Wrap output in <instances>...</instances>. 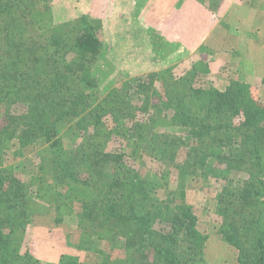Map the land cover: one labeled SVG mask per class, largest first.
I'll return each instance as SVG.
<instances>
[{
    "label": "trees",
    "instance_id": "1",
    "mask_svg": "<svg viewBox=\"0 0 264 264\" xmlns=\"http://www.w3.org/2000/svg\"><path fill=\"white\" fill-rule=\"evenodd\" d=\"M51 7L53 0H0V153L49 151L36 176L0 167V264H43L24 241L32 197L52 186L70 192L66 216L77 219L76 253L61 254L58 264H80L78 254L90 250L102 264H208V237L187 201L190 177L203 181V198L215 194L218 234L235 252L233 264H264V100L257 83L231 78L218 90L197 55L186 68L125 82L91 108L103 24L73 13L43 34L24 22L40 11L44 20ZM64 122L84 139L69 153L59 143ZM142 153L158 162L156 172L126 163ZM160 190L165 199L156 198ZM50 191V206L64 211Z\"/></svg>",
    "mask_w": 264,
    "mask_h": 264
},
{
    "label": "rangeland",
    "instance_id": "2",
    "mask_svg": "<svg viewBox=\"0 0 264 264\" xmlns=\"http://www.w3.org/2000/svg\"><path fill=\"white\" fill-rule=\"evenodd\" d=\"M202 1L204 2L185 1L186 6L178 9L179 13L175 14V10L178 11L177 8L182 5L178 3L176 7L172 6L174 8L170 14L162 16L160 15L162 6H159L156 0H53V7L50 13L45 12L44 20H42L41 11L33 12L34 16L30 15L32 18L26 15L23 20L26 24H30V27L35 25L38 29L40 28L42 31L37 30V32L43 34H50L52 28L56 26L55 23H60L65 18L67 20L72 18L73 13L76 16H88L96 23L102 22L103 27L99 29V35L105 49L96 64L99 87L95 90L97 96L90 104L91 108L125 82H133L150 73L163 71L173 66L178 69L186 68L190 65V60L197 58V55L202 56L210 67L215 80L214 88L224 90L231 78L245 80L248 83H257L260 88V97L264 100V78L254 77V70L247 65L246 60L239 53H249L245 41L248 33L245 30L250 32L253 29L251 24L255 12L259 20L256 24L264 23L261 21L264 19V0H257V2L249 0L250 8L242 5L240 0H233L234 2L227 5L225 0ZM190 3L193 5L190 6ZM254 5L257 10L251 14L248 11ZM232 11L237 12L238 15L235 16L236 22L229 23L228 19L233 15ZM31 19H34V22ZM38 19L42 20L39 26L36 24ZM204 23L209 24L206 31L200 29ZM219 23L221 25L219 33L215 37L211 36L215 43L211 42L208 45L209 37L207 39L205 37L211 31V27L220 26ZM226 24L228 25L224 26ZM246 24L248 25L245 26ZM236 37L240 38L239 42ZM239 66L243 70L241 74L236 73ZM204 82L208 83L207 79H204ZM108 125L113 127L111 122ZM71 131H69V124L64 122L59 132L60 146L67 153L77 148L84 140L77 132ZM169 132L186 136L185 132L174 128ZM113 145L109 144V147H113L111 150L122 148L124 152L130 151V149L125 150L122 144L117 147ZM46 149V147L33 146L17 156L14 152L18 149L11 148L5 156L0 153V167L9 166L17 174L36 176L41 159L48 156L49 151L46 153ZM43 151L45 153H42ZM37 153L41 157H38ZM126 163L137 170L146 169L156 172L158 168V162L144 153L127 157ZM244 177V174L236 175V178ZM188 182L187 201L193 206L198 217L199 231L208 237L205 252L207 263L233 264L236 254L218 234L220 220L217 216V204L213 198L215 194H209V197L203 198L200 192L203 181L200 178L190 177ZM48 188L42 192L41 197H32L30 210L34 215L28 223V234L24 243L31 245L43 264H58L61 254L76 253L72 247V240L77 219L75 216H66L70 213L67 208L70 192L63 191L59 194L53 186ZM50 189V193H55V199L58 197L57 203L66 206L63 207L64 211L59 212L56 206H50L46 200V192ZM155 195L157 199H165L163 190ZM57 219L59 221H56ZM96 247L103 246L96 243ZM78 261L80 264H102L103 256L95 250L83 251L78 254Z\"/></svg>",
    "mask_w": 264,
    "mask_h": 264
},
{
    "label": "crops",
    "instance_id": "3",
    "mask_svg": "<svg viewBox=\"0 0 264 264\" xmlns=\"http://www.w3.org/2000/svg\"><path fill=\"white\" fill-rule=\"evenodd\" d=\"M185 1L191 2V0H185ZM185 1H183V0H156V3L159 2V6H162V8H160V12H161L160 15L165 16V15L170 14V12L174 8L172 6L176 7V4H178V3L179 4L182 3V5L179 6V8H177V10L182 9L187 4ZM225 1H226V5L234 2L233 0H225ZM251 1L257 2V0L256 1L251 0ZM162 2H164V4H161ZM240 2L242 5H245L248 8L251 7V3L249 0H240ZM166 5H167V7H166ZM191 5H193V4L190 3V6ZM179 10L178 11L175 10V14H178ZM256 10H257L256 5H254L252 7V9H250L248 12H250L252 14V12H255ZM236 15H238L237 12H233V15L230 16V18L228 19V22L229 23L236 22V17H235ZM261 21H264V19ZM256 22H259V20H257V15L255 12V17H253V22L251 24L253 26V29L250 30V32H248L249 30H245L248 33V35H246L247 38L245 39V41H246V45H248V52L249 53L248 54H244L243 52H239V53L244 58V60H246L247 65L252 67V70H254V74H253L254 77L256 76V77H263L264 78V23H263V25H261L259 23L256 24ZM219 25H220V23H219ZM247 25L248 24H246L245 26H247ZM208 26H209L208 23H206V24L204 23V25L200 26V29L202 31H206ZM219 27H221V25L211 27V29H210L211 31L205 37V39H207L209 37L207 44H209L211 42H212V44L215 43V42H213L212 37H215L216 34L219 33V29H220ZM222 27L224 28V26H222ZM259 38H260V41H259ZM236 40H238V42H239L240 38L236 37ZM202 41H203V39H202ZM215 41H216V39H215ZM245 56H246V58H245Z\"/></svg>",
    "mask_w": 264,
    "mask_h": 264
}]
</instances>
